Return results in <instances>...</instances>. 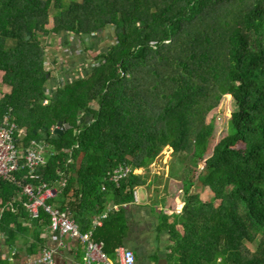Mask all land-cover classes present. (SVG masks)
Masks as SVG:
<instances>
[{
    "label": "trees",
    "instance_id": "trees-1",
    "mask_svg": "<svg viewBox=\"0 0 264 264\" xmlns=\"http://www.w3.org/2000/svg\"><path fill=\"white\" fill-rule=\"evenodd\" d=\"M108 28L107 49L92 57L85 48L92 62L85 75L48 88L40 36L84 43ZM0 72L9 88L0 96V124L10 108L24 147L45 143L52 151L40 173L48 184L66 179L53 201L84 231L109 201L128 203L146 183L131 174L116 186L108 172L145 168L169 148L194 169L204 160L196 182L209 192L207 199L189 193L196 182L188 176L180 213L170 223L163 217L175 264H264V0H0ZM227 95L236 106L230 134L207 157L213 126L206 119ZM59 123L70 126L63 135L54 133ZM21 193L0 180V237L13 250L34 233L36 254L49 216L42 211L26 225ZM120 215L110 212L102 225Z\"/></svg>",
    "mask_w": 264,
    "mask_h": 264
},
{
    "label": "crops",
    "instance_id": "crops-1",
    "mask_svg": "<svg viewBox=\"0 0 264 264\" xmlns=\"http://www.w3.org/2000/svg\"><path fill=\"white\" fill-rule=\"evenodd\" d=\"M71 43L76 44V40ZM1 76L2 73L0 72ZM4 92L8 93L9 89L4 90ZM158 161L156 160L149 166L141 168L142 171L139 176L145 179L146 183L144 186L135 189L133 200L123 203L121 206L120 204H113L111 201L107 203L105 210L113 206H119L112 211L117 212L120 209L121 215L116 219L114 226L111 224L102 225L106 217L102 220L98 230H96L97 228L93 229V240L102 242V250L106 257L105 262H94L93 264H120L119 250L121 248L134 251L137 264H157L161 259L166 264H175V258H172V242L169 239L163 217H167L169 223L172 222L174 215L180 213L183 203L187 200L182 186L181 189L173 192L174 186L171 183L179 184V180H181L180 173H177L171 166H163L161 172L158 171ZM176 165L178 166L177 171L184 166L181 165L180 161H177ZM197 165L199 167V164ZM167 180H169V186H167ZM189 193L199 194L202 199H207L209 192L207 188H202L195 183L190 188ZM178 194L181 195V203L177 200ZM112 211H109V213ZM31 220L28 218L24 223L27 225L31 223ZM28 226H31V224ZM79 226L82 232H87L84 231L85 228ZM178 228L180 227L178 226ZM42 238L45 239V244L39 248L36 254H32L34 250L31 247L36 243L34 233L20 236L13 250L4 245V238L1 236L0 264H8L7 256L13 251L17 252L15 259L18 263L29 264L28 260L41 254L44 248L55 250L54 264H86V244L80 242L79 239L69 236H64L62 239L56 238L48 230L42 234ZM104 239L108 242L106 248L104 247ZM220 262H222V259L216 261V264H220Z\"/></svg>",
    "mask_w": 264,
    "mask_h": 264
},
{
    "label": "built area",
    "instance_id": "built-area-1",
    "mask_svg": "<svg viewBox=\"0 0 264 264\" xmlns=\"http://www.w3.org/2000/svg\"><path fill=\"white\" fill-rule=\"evenodd\" d=\"M48 104V100L44 101ZM63 130V129H62ZM26 133L18 128L11 117V109L3 116L0 124V180L17 184L21 189V196L27 197L24 207L28 212L29 219L36 220L43 211L49 216L48 231L56 238L62 239L64 236L77 238L80 242L86 244L85 263L105 262L106 257L103 253L102 242L93 240V229L100 227L111 210L119 206H113L105 210L93 220L92 229L82 232L79 224L72 218L67 209H60L54 203L59 194L66 186V179L60 178L54 184H48L43 180L40 170L48 163L52 156L45 143L32 142L28 148L24 147ZM26 171L22 179L17 178V173ZM142 169H135L132 166L121 165L107 173L108 182L118 186L122 179L131 174L140 175ZM27 180V183L25 182ZM20 196H14L8 203V206L14 211V204ZM0 207V215L3 212ZM16 251L10 252L7 256L8 264H20L16 261ZM55 250L44 248L41 254L28 260L29 264H54ZM120 264H137L134 251L121 248L119 250Z\"/></svg>",
    "mask_w": 264,
    "mask_h": 264
},
{
    "label": "rangeland",
    "instance_id": "rangeland-1",
    "mask_svg": "<svg viewBox=\"0 0 264 264\" xmlns=\"http://www.w3.org/2000/svg\"><path fill=\"white\" fill-rule=\"evenodd\" d=\"M113 36L111 28L106 29L101 35L96 34L93 37L86 38V41L83 40L84 43L80 41L78 42V40L74 39L71 35H65L63 37L62 35H51L49 37L40 36V41L46 49V55L48 58L46 67L51 71V81L47 85L48 88L62 85L68 81L77 79L81 75H85V70L92 65L91 57L89 56V58L87 53H85V48H90L89 55L93 57L98 52L100 53L107 49L110 43L114 41ZM74 40L77 41V44L71 43ZM7 89L9 88L1 84L0 81V96L6 93L4 90L6 91ZM235 107L232 96L227 95L222 99L220 105L207 116L206 122H212L213 126V133L210 139L211 142L208 148L209 153L206 155L207 157L211 155L213 147L230 134L229 123L231 115L235 111ZM81 124L83 123L81 122ZM157 160H159L157 164L158 171L161 172V167L163 166H171L177 173H180L179 177L181 180H179V184L174 182L171 183L174 186L173 192L181 189V186L183 187L184 181L188 179V176H191L195 183L196 177L199 175L204 164V160H202L198 163L199 167L197 165L196 169H194L195 166L188 157L174 155L173 151L169 148H165ZM177 161H180L181 165H184L182 167L180 166L181 168L178 171L176 170L178 167L176 165ZM161 177L163 176L161 175ZM168 183L169 180H167V186H169ZM248 246L251 250H255L256 248V244H249Z\"/></svg>",
    "mask_w": 264,
    "mask_h": 264
},
{
    "label": "water",
    "instance_id": "water-1",
    "mask_svg": "<svg viewBox=\"0 0 264 264\" xmlns=\"http://www.w3.org/2000/svg\"><path fill=\"white\" fill-rule=\"evenodd\" d=\"M32 38V33H29L27 36V40ZM65 127L66 130L70 129V126L65 123H59L58 126L55 128L54 133L57 135H63V128ZM157 264H166L163 259L159 260Z\"/></svg>",
    "mask_w": 264,
    "mask_h": 264
}]
</instances>
